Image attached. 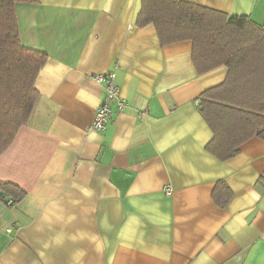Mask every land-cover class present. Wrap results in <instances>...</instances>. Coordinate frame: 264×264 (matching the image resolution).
Masks as SVG:
<instances>
[{
	"label": "crops",
	"instance_id": "obj_1",
	"mask_svg": "<svg viewBox=\"0 0 264 264\" xmlns=\"http://www.w3.org/2000/svg\"><path fill=\"white\" fill-rule=\"evenodd\" d=\"M141 1L17 5L23 43L48 59L32 116L0 155V181L26 191L0 201V264H264V139L228 160L206 149L198 97L228 68L199 74L191 40L162 45L137 25ZM185 1L264 26V0ZM110 70L126 104L94 131V75Z\"/></svg>",
	"mask_w": 264,
	"mask_h": 264
},
{
	"label": "trees",
	"instance_id": "obj_2",
	"mask_svg": "<svg viewBox=\"0 0 264 264\" xmlns=\"http://www.w3.org/2000/svg\"><path fill=\"white\" fill-rule=\"evenodd\" d=\"M40 0H0V155L13 143L34 111L40 92L36 79L48 59L46 52L27 47L21 37L17 5ZM153 24L162 45L191 40L199 74L221 65L225 80L198 97L199 109L213 132L206 149L221 160L240 152L257 136L264 139V26L244 15L185 0H142L138 26ZM26 191L0 181V201H21ZM233 193L224 180L214 200L225 206ZM12 204V205H13Z\"/></svg>",
	"mask_w": 264,
	"mask_h": 264
},
{
	"label": "built area",
	"instance_id": "obj_3",
	"mask_svg": "<svg viewBox=\"0 0 264 264\" xmlns=\"http://www.w3.org/2000/svg\"><path fill=\"white\" fill-rule=\"evenodd\" d=\"M97 82L103 83L105 88V95L98 107L95 117L90 124V129L100 131L105 129L110 121L113 113H119L125 107V99L119 93V86L117 84V72L115 70L106 71L94 75ZM116 103V110L113 109L112 104ZM8 205L13 204V200L9 198Z\"/></svg>",
	"mask_w": 264,
	"mask_h": 264
}]
</instances>
